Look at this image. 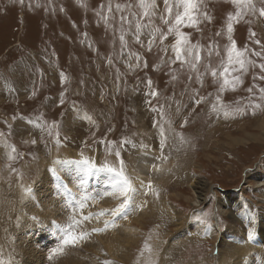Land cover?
Returning a JSON list of instances; mask_svg holds the SVG:
<instances>
[{
  "label": "rangeland",
  "instance_id": "obj_1",
  "mask_svg": "<svg viewBox=\"0 0 264 264\" xmlns=\"http://www.w3.org/2000/svg\"><path fill=\"white\" fill-rule=\"evenodd\" d=\"M251 2L255 10L243 3L238 7L232 0H203L197 13L199 26L181 28L191 44L200 46L199 72L210 65L207 74L197 80L198 72L175 60L170 48L173 35L164 42L169 46L166 53L159 40L149 51L152 37L147 30L141 33L142 44L134 42L135 22L142 15L135 6L137 0H0V258L6 254L1 248L12 251L7 240L17 237L14 219L23 203L28 204L27 197L20 199L17 192L25 194V189L31 188L30 198L35 203L40 196L34 198V194L40 190L48 199L58 197L56 190L64 194L59 201L71 209L78 191L71 186L82 179L75 161L89 159L97 167L107 161L118 167L116 151L121 152L136 187L147 192L144 203L149 202L155 212L150 219L140 221L144 226L138 246L126 254L124 264H230L225 256L240 245L242 234L247 238L249 225L240 218L242 212L255 213L253 240L264 239L261 228L258 230L259 221H264V100L260 99L264 79H260L259 69L264 63V16L259 14L264 3ZM157 3L162 11L163 0ZM238 12L242 17L233 19L231 37L249 63L247 71L240 70L239 65L231 71L230 66L228 78L238 76L239 82L235 88L218 93L222 79L212 77L211 70L219 73L227 64L228 16L235 17ZM122 16L127 21H122ZM155 24L167 31L158 18ZM122 34L125 48L119 39ZM258 52L260 56L255 55ZM151 91L157 95H150ZM193 97L206 100L197 105ZM213 104L220 108L219 114L212 111ZM257 104L260 107L254 108ZM236 108L243 109L242 114L225 118L224 110ZM160 126L167 139L163 149ZM57 159L70 163L55 167L53 161ZM149 160L150 170L144 166ZM53 168L58 175L51 171ZM45 171L52 181L44 178ZM86 181L84 184L89 179ZM94 183L97 181L91 185ZM197 183L202 184L200 190L195 188ZM91 185L77 192L78 196L86 193L99 198V193L110 190L109 183ZM229 193L238 202L233 211L231 205L223 204ZM96 200H92V213L115 207ZM231 202L228 199L227 203ZM149 203L143 204V209L149 208ZM165 203L173 205L177 219H172ZM204 213H211V232L195 219ZM108 216L111 218H101ZM178 220L184 222L180 225ZM92 226L100 229L98 224ZM37 229L42 230L22 240L33 259L10 253V262L3 264H54L59 255L49 257L54 242L60 245L58 228ZM47 232H51L48 242L38 239ZM84 239L72 247L82 250L88 244H81ZM61 252L67 255L65 249ZM99 253L94 262L117 264L106 250ZM258 259L255 264H260Z\"/></svg>",
  "mask_w": 264,
  "mask_h": 264
},
{
  "label": "snow or ice",
  "instance_id": "obj_2",
  "mask_svg": "<svg viewBox=\"0 0 264 264\" xmlns=\"http://www.w3.org/2000/svg\"><path fill=\"white\" fill-rule=\"evenodd\" d=\"M232 2L237 5L238 7L243 3L249 7L252 8V10H255V6L252 4L251 0H232ZM261 3H264V0H261ZM203 4V0H163V10L158 6L157 0H137V5L139 9L142 10V15H139L137 17V20L135 22V31L132 33L134 36V42L141 43V33L144 30H147V34L152 37V39L149 40V51H151L153 44L156 42V40H159L160 45L163 48V51L166 53L168 51L169 46H164V42L168 39L169 35L174 36V43L170 45V48L172 52L175 55V60L180 61L181 64H189L191 69L193 71L198 72L197 80H201L204 75L207 74V71L210 68V65H205V72H199L198 65L202 63V57H201V50L199 45H193L190 42L189 36L181 31L182 27H198L201 23V18L197 13L200 12L201 5ZM129 9L133 7V5L129 4L127 6ZM117 10H120V6L117 5ZM159 13V15H158ZM259 14L261 16H264V8H261L259 11ZM133 15H136L133 13ZM242 17V14L238 12L235 17L232 15L228 16V23H227V32L229 34V46H227V64L223 65V70L219 71L217 73V70L212 69L211 75L212 77H219L222 79V82L219 84L218 93L225 92L230 86L232 88H235L236 84L239 82V77L234 76L232 79H229L228 76L230 75V66L231 71H236L235 65H239V69L243 71H247V65L249 61L244 59V53L241 51H238L236 48L235 42L232 40L231 33L233 31V19L239 20ZM146 18V22L144 21ZM159 19L161 24L163 26H166L167 31H164L162 27L157 26L155 24V20ZM204 19H207V14L204 13ZM122 21H127V17H121ZM131 24V22H129ZM216 35H221V33H217ZM251 35H255L252 33ZM120 42L121 47L125 48L127 47V43L125 41V36L122 34L120 36ZM259 43V42H257ZM211 48L212 45H209V55H211ZM219 55V53H217ZM256 56H260L261 53H255ZM137 60H139V57H136ZM194 61V62H193ZM111 63V61H109ZM145 66H147L145 64ZM259 69L261 70L262 75L260 76V79H264V63H261L259 65ZM176 77H173L175 79ZM192 77L189 76V80H191ZM149 86H151V81H148ZM249 92L252 91V89L248 90ZM261 96L260 99L264 100V89L260 90ZM152 96H156L157 93L155 91H151L149 93ZM194 102L198 105L202 101L206 100L205 97H201L200 99H195L193 97ZM217 101L220 100V96L217 95L216 97ZM254 108H259L260 105H253ZM180 108L177 107V113H179ZM212 111L219 114L220 108L217 106V104H213ZM243 109L236 108L233 109L231 112L228 110L223 111V115L225 118H228L230 115L234 114H242ZM90 119V118H89ZM170 123V122H169ZM171 126V125H170ZM183 127V125H181ZM49 134H51L49 132ZM159 135L161 137L160 139V147L163 149L166 145L167 139L165 134V129L163 126L159 127ZM179 135V134H177ZM35 143V141H33ZM60 141L59 139L56 140V144L59 145ZM123 143H131V141H122ZM135 147V145H133ZM142 148H146L147 145L141 144ZM13 152H15V148L12 149ZM109 154H111V150H109ZM115 156L118 160L119 166H114L112 164H109L107 161H105L102 166L97 167V165L92 162L89 159H81L79 161H75V163H78L82 165L80 168V172L83 174V177H87L91 175L93 172H106L110 176L109 186L110 190H106L101 198L104 197H112L116 200H118V203L115 207L111 209H105L98 213H92L89 212L87 215H82L80 220H76L75 217H70V222L67 224V226H61L56 225L59 231L60 236V247L53 250L52 255H50L49 259L52 258V256L59 253L63 246L66 245H73L78 240L85 238L87 235L86 233H81L77 235L74 233L73 229L76 227L81 220L88 221L95 216L97 219L100 217H103L105 215H110L111 220L105 221V227H107L109 224L114 225L115 220L117 218H126L129 211L131 210L133 204L135 203L136 196L138 195V189L133 181V178L130 177L126 172V166L124 160L121 158V152L116 151ZM9 159H13L11 155H9ZM162 159H167V157H162ZM54 164H61V163H70L68 160H54ZM51 171L58 175L56 173V169L53 168ZM136 179H139L138 177ZM85 183L84 179H81L79 181L78 187L82 186ZM141 187H143V181H140ZM149 189L152 188L151 182H149L148 186ZM67 190V189H66ZM31 194V188L25 189V195L28 196ZM147 195V192L145 193ZM96 197H91L89 195L81 194L79 199H76L74 202V211H82L89 200L95 201ZM211 213H204L203 215H196L195 219L196 221L202 225L206 232L212 231V223L210 220ZM240 218L249 225L247 228V239L249 241H252L255 237V231H254V225L256 223V215L252 212H242L240 213ZM101 229H94V231H100ZM146 248H148L147 245H145ZM0 264H3V262H0ZM105 264H108V262H105Z\"/></svg>",
  "mask_w": 264,
  "mask_h": 264
},
{
  "label": "bare ground",
  "instance_id": "obj_3",
  "mask_svg": "<svg viewBox=\"0 0 264 264\" xmlns=\"http://www.w3.org/2000/svg\"><path fill=\"white\" fill-rule=\"evenodd\" d=\"M146 158H149V157H146ZM142 159H144V158H142ZM156 161L157 160L155 159L154 162H156ZM150 163H151V160H149V163L146 162L145 165L143 163V165L146 166L147 169L150 170L151 169V168H149ZM62 165H66V164L62 163ZM57 166H58V164L55 165V167H57ZM77 166H78L77 167L78 169L76 172H77V174H79L81 176L82 173L80 172V168L82 167V165L77 164ZM154 167H155V165H154ZM154 167H153V169H154ZM61 168H63V167H61ZM41 172H44V170ZM41 172H40V174H41ZM48 173H50V170ZM60 173L62 174V172H60ZM93 173H94V175H89L87 177H83V174H82V179H84L85 182H87L86 179H89L88 183L78 187V184H79L78 181L79 180L74 181L77 184H76V186H71V188L74 187L72 189L78 190L77 192H79L80 190H83L85 186L91 185V182L97 181V183L92 184L93 186H95L96 184L103 183V182L105 184L109 183L110 176L108 173H106V172L105 173L93 172ZM44 174H45L44 178L46 179L47 178V171H45ZM61 174H59V175H61ZM47 179H50V178H47ZM57 179H58V177H57ZM103 186L104 185H99V187H103ZM201 186H202V184H200V183H197V185L195 184L196 189L200 190ZM18 188H19V186H18ZM137 189H138V195L136 196L135 203L133 204L131 210L129 211V213L127 215V217L126 218H117L115 220L114 225L109 224L107 227H105V221H110L112 219V218H109V216L105 219H103L101 217L99 219H97L95 216H93V218L91 220H88V221L81 220V222L76 227H74L73 231L77 235H78L77 231H79L80 234L86 233L87 235L85 236L84 240H81L82 241L81 244H85V243H88V244L83 245L82 250L75 249L74 247H72V246H75V244L64 246L65 248H62V249H65V251L67 252V255H64L61 251L59 253H57L56 255H59V256H57L55 258L54 264H98L97 262L93 261V258L97 255L99 256V254H100L99 252L101 249L106 250L108 254L113 256L112 258H115V260L117 261V264H122V263L124 264L126 262V258H127L126 254H128L129 252H133L132 250H133L134 245L138 246V241L140 240L139 235L141 236L142 227L144 226V222H140V221L142 219L144 221H146L147 217H149L148 219H150L151 215H154L153 213H155L152 205H150V203L147 201L146 202L149 203V208L150 207L151 208L149 209V208H146V206H145V209H143V204H145L143 201V198L145 197V189H139V188H137ZM77 192H76V194L74 193V195H75L74 199H75V197H76V199H79V196H78L79 193H77ZM17 194H21L20 199H22L24 196L27 197L28 204L26 205V203L24 202L23 206L20 207V210H18V211L16 210L17 214H16V218L14 219V222H15V225L17 228L16 229L13 228L14 229L13 231H17V234L14 233L17 235V237L15 236L16 237V239H15V238L9 236V238L7 240V242H8L7 246L10 247V249L12 250L11 252L6 251L8 249V247L7 248H1V250H2L1 252L6 253L3 258H0V262H3V263L4 262H10V259L12 258L10 253H16V255H14V256H17L18 254H22L24 260H28L30 258L31 254L29 253L28 248L22 246V240L24 238H26V236L28 237V236L36 235L37 231L42 230V229H37V228H43V229L50 230V229H54V227H56V225L67 226V224L70 222V217L74 216L76 220H80L81 215L79 213L92 212L93 208L95 206L93 204V201L89 200L87 202L86 207L82 211H74V204L72 205L73 208L70 209L69 205H66L64 202L61 203L62 201H59L62 199L64 194L62 193L63 195L62 194L59 195V193L56 190H55V196L58 195V197L56 199H55V197H53V195H52L53 198L50 197L49 199L42 197L44 195H43L42 191L40 190L39 192L34 194V198H38V194L40 196V198L38 199V202L36 201L35 203H34L35 200H32V198H30L31 195L26 196L25 194H22L21 192L20 193L17 192ZM80 194H82V193H80ZM83 194L86 195V193H83ZM102 194L99 193L100 197L96 198L97 199L96 201H98V202L101 201V203L103 205L105 204V206H108L111 204H114V206H116V204L118 203V200H116L112 197L101 198ZM3 195H5L4 191H3ZM22 195H23V197H22ZM7 196H9V195H7ZM225 197L227 199L225 198V200H224L225 202L223 201L224 206L231 205V207H233V206L236 207L238 202H237V199H234V195L232 193L226 194ZM228 199L230 201H232L230 204L227 203ZM63 200H65V199H63ZM19 204H17V205H19ZM165 204L167 205L166 206L167 209H170V211H171L170 216L172 217V219L176 218V215H174V212H173V205L171 203H165ZM27 206H29V207L32 206V207L29 208ZM234 207L232 208V211L234 210ZM11 209H12V206H11ZM15 209H17V208L15 207ZM68 210H70V211L68 212ZM86 210H89V212H86ZM7 213H9V212L7 211ZM226 213H228L229 217L232 216V212L231 213L226 212ZM12 215H14V214H12ZM6 216H7V214H6ZM10 218L12 219V217H10ZM50 218H52V219L50 220ZM178 221H180V220H178ZM183 222L184 221H180L179 224L181 225ZM5 223H6V220H5ZM9 223H11V222H9ZM119 223H120V225H119ZM94 224H98L100 226L101 230L97 231V232L94 231L95 227L92 226ZM175 225H177V224H175ZM180 225L178 227H180ZM13 226H14V224H12V227ZM10 228H11V226H10ZM182 228H183V226H182ZM260 228H261V232H262L261 234H264V221H262V222L259 221L258 230H260ZM34 229H37V230L35 231ZM125 229H127V230H125ZM198 233H199V231H198ZM50 234H51V232H47L46 235L42 234L41 236L38 237V239H41V241H43V242H48L49 241L48 237H50ZM5 236H4V238H5ZM43 236H44V238H42ZM95 236H99V237H96V239L97 238L98 239H97L96 243L93 244V240H94ZM242 237L243 238L239 240L240 245L234 250V252L231 251V252H228L227 256L224 255L225 261H227V262L230 261V264H251L252 260H254L253 264H255V260L260 258V259H258L259 260L258 262H260V264H264V239L261 240L260 238H256L255 240L249 241L244 236V234H242ZM58 247H60L59 242H56V243L54 242V246L52 245L51 250L49 248L48 249L51 252L53 249L58 248ZM250 250H252L253 253H250ZM235 255H236V257H235ZM234 257L236 259L233 260ZM219 259H222V258H219ZM101 263H102V261H101ZM226 264H229V263H226Z\"/></svg>",
  "mask_w": 264,
  "mask_h": 264
}]
</instances>
